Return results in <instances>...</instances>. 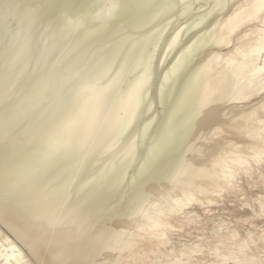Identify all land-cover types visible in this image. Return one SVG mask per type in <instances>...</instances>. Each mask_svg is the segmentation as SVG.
Instances as JSON below:
<instances>
[{
    "label": "bare ground",
    "instance_id": "6f19581e",
    "mask_svg": "<svg viewBox=\"0 0 264 264\" xmlns=\"http://www.w3.org/2000/svg\"><path fill=\"white\" fill-rule=\"evenodd\" d=\"M33 1L3 0L27 11ZM46 1L27 13V20L22 15L19 19L28 26L35 20L37 30L39 25L54 27V34L62 41L75 31L77 35L74 33L75 40L70 44L76 52L71 53V59L70 54H63L68 62L70 59L68 65L61 62L67 65L64 72L54 75V67L44 65L53 73L47 80L41 67L43 61H33L41 65L43 74H38L43 69L37 73L38 67L32 62L36 67L32 72L36 71V75H32L36 78L30 80L23 74L29 79L25 82L19 68L17 71L21 72L14 76H20L23 83L18 88L27 94L23 98L20 93L10 96V100L9 96L4 97L9 101L2 103L3 88L10 83L13 86L16 80L5 82L19 67L15 72L8 71L19 52L13 50L16 54L9 55L11 50L5 49L11 44L9 39L8 45L4 44L7 47L0 48V264H136L151 255L152 264H225L228 260L233 264H264V260H258L238 243L234 234L217 237L215 244L202 247L205 251L197 250L195 243L191 247L177 242L176 246L171 238L175 225L183 226L191 220V214L180 215L184 207L222 190L235 189L240 177L252 176V162L262 161L264 19L240 23L253 11L250 6L259 0H235L226 11L220 3L217 18L211 17L216 14L214 6L209 9L205 5L209 10H204L203 5L195 4L199 11L195 9L197 13L185 25L179 23L169 32L164 40L165 50L160 47L153 70L150 64L166 26L168 29L170 23L173 25V17L188 15V6L194 7L187 6V0H156L154 6V0H117L115 12L111 10L107 22L93 25L89 22L95 18L91 13L96 11L98 0H83L77 6L71 2L57 6L58 0ZM49 8L52 11L44 13ZM22 13L25 14L21 10L19 14ZM66 16L72 21L65 22ZM35 24L30 28L36 29ZM15 27L12 30H20ZM11 32L9 37L13 39L17 33ZM4 33L0 29V40ZM179 34L184 38L181 44ZM178 45L179 55L167 61ZM68 48L72 52L71 46ZM22 57L19 59L26 61ZM76 65L78 75L71 78L75 81L69 83L66 92L61 91L69 69L77 74ZM3 66L9 69L3 70ZM148 71L154 72L150 73L154 74V82L159 77L156 85L151 80L153 96L149 99ZM107 75L105 84L96 85ZM123 136L127 138L125 145L117 150L121 158L110 160V164L108 161L106 167L96 165L95 158L114 149L115 142ZM78 177L81 179L75 185ZM259 209L264 210V203L260 202ZM225 240L231 242L223 251L218 243L223 246ZM194 245L196 250L192 249ZM194 252L200 257H194ZM206 254L214 260L204 261Z\"/></svg>",
    "mask_w": 264,
    "mask_h": 264
},
{
    "label": "rangeland",
    "instance_id": "374dc122",
    "mask_svg": "<svg viewBox=\"0 0 264 264\" xmlns=\"http://www.w3.org/2000/svg\"><path fill=\"white\" fill-rule=\"evenodd\" d=\"M1 2H0V5L2 6H0V16H5V18L3 17V18H1L0 20L2 21L1 23H3L4 22V24H1L0 23V25L3 27V28H1V26H0V29L2 30V33H3V31L5 32L4 34H2V38H1V40L3 39V41H1L0 42V48H5V47H7V39H9V44L10 45H8L9 46V48L7 47V48H5L6 49V51H7V49H9L8 50V52L11 50V52L9 53V55H11V56H13V55H15L16 53L15 52H19V56H18V58L17 59H21V57H22V55H26V54H28V53H30V51H31V54L32 55H30V54H28V56H25V57H22V60H26V61H29V59H30V56L32 57L33 56V60L32 59H30L31 61L28 63H26V61H21L20 59L19 60H17V59H15V62L13 61V62H11V66L9 67V65H8V67L11 69H9V68H7V66H3L2 68H3V70H4V67H6L7 69H9L8 71H14L15 72V69H16V66L18 67L17 69H16V72L15 73H12V72H10V73H12L11 75L9 74V72L7 71V69L5 68V72L7 73V75L9 74V76H7V79H9V80H6L5 82H6V84H8V83H10V82H12L11 80H13V79H16V80H14L15 82H14V84H13V86H16V87H13L12 86V84L10 83V84H8L7 85V87H5L6 86V84H4V87L5 88H3V95H5V96H3V98H1L2 99V103H4L5 101L6 102H8L10 99H11V97L13 96H17L19 93V95H22V98L25 96V94H27V91H23L24 93H22V91H20L21 89H19L20 87H21V84L23 83V82H21L22 81V79H19V77L21 76V78H22V76H23V79H25V76L24 75H26V77H27V75H28V77L27 78H29L30 79V77L32 78H34V74L36 75V71H37V73L38 72H41V69H45V71H44V69L42 70V73H38V74H43V71L44 72H46V75L48 76H46L45 75V73H44V75L47 77H45L44 76V78H45V80H47L50 76L52 77L53 75V73L52 72H54V71H56L55 72V74L54 75H56V74H58L60 71H63L64 72V70H65V68L67 67V60L66 59H68V58H70L71 59V57L70 56H72L71 55V53L73 54L74 52H76V51H73L72 50V43H71V41L73 42L75 39V36L77 35V33L74 31V32H72L73 33V35L72 34H70L69 36H67L66 38H68V42L67 41H64V40H66V39H64L63 41L62 40H60L59 38H57V36L54 34V32H53V28L54 27H51V26H48V25H39V24H37V25H39V26H41L42 27V29H41V27H39L38 26V30H37V26H36V21L34 22H32V24L30 25V26H28V24L27 25H25L26 24V21L24 22L23 20H27V18L29 17V15L28 14H31V12L30 11H34L35 10V8L37 7V6H42L45 2L44 1H46V0H34L32 3H30L29 4V6L28 7H31L30 9L29 8H27V9H29L28 11L27 10H23L20 6L21 5H18V4H14V5H12L13 4V2H7V3H4L3 2V0H0ZM37 1V2H36ZM42 2L43 1V3H41L40 4V2ZM48 1V0H47ZM46 1V2H47ZM81 1H83V0H58V2L56 3V5L58 6V5H62V4H65V3H70L71 2V4L74 6V5H76L77 6V4L78 5H80L81 3ZM103 1V2H102ZM158 2H159V0H157ZM156 0H154L153 2L154 3H152L153 5L152 6H154V5H156V3H158ZM195 1H197V0H187V6L188 5H194V7H192V6H188L187 7V9L188 8H190V10L188 9H186V11H189V13H185V14H188V15H184V16H182L181 18H182V20H181V18L179 17V18H177V17H173V19L172 20H174L175 22L173 23V25L170 23L169 25H168V29H167V26H166V29L164 30V33H162V37L159 39V40H161L160 41V43H159V40H158V42L157 43H159L158 45L159 46H157V48L158 49H160V50H158L157 48H156V52H155V56H154V60H153V62L150 64V68H152V70H153V66H154V63L156 64L157 62V58L160 56V54H161V48H162V51H163V48H164V50H165V46L164 45H166L165 44V42H164V40L166 39L167 40V38L169 37V35H170V33L176 28V26L178 25L179 26V23H180V25H185V21H187L188 20V18H190L193 14H194V12H198L199 10H197V6H199V5H197V4H201V5H203V7L202 8H205L204 10H207L208 8L210 9L211 7L210 6H214V7H212L213 9L214 8H217V9H214V13H216L215 15L213 14V16H211V17H213V18H215L216 16H218V13H220V12H218V10L222 7V6H226V7H224V8H226V9H224L223 8V10L224 11H226V10H228L229 9V7L231 6V3L232 2H234L235 0H229V1H227V0H221V1H223V2H219L218 3V1L217 0H214V1H212V0H210V1H212V2H210L209 0H199V2L197 1V3L195 2ZM217 1V2H216ZM224 1H226V2H224ZM231 1V2H230ZM39 2V3H38ZM100 2V3H99ZM114 2H116V3H114ZM183 2H186V0H183ZM195 2V3H194ZM201 2V3H200ZM204 2H208V3H206V4H204ZM213 2H215L213 5H212V3ZM228 2V3H227ZM36 3H38V4H36ZM103 3H105V5L103 6L102 4ZM110 3H112L113 5H111ZM117 0H98V4L96 5V11H94V12H92L93 13V15H92V13H91V17L93 18V16L95 17L94 19H92L91 20V22H89L90 24L89 25H93V24H99V23H105V22H107L106 20H108L107 18H108V15H110V14H112V11H114L115 12V7H117ZM203 3V4H202ZM211 5H210V4ZM220 3H221V5H220ZM228 4V5H226V4ZM6 4V5H5ZM10 6H9V5ZM197 6H196V5ZM207 4H208V6H207ZM218 4L220 5L219 7H217L218 6ZM229 4H230V6H229ZM11 5H12V8L13 7H17L16 9L15 8H11ZM19 7H18V6ZM37 5V6H36ZM206 5V7H208V8H206V7H204ZM215 5H216V7H215ZM9 6V7H8ZM36 6V7H35ZM109 6V7H108ZM113 6H115V7H113ZM186 6V5H185ZM7 9H6V8ZM34 7V8H33ZM99 7V8H98ZM101 7V8H100ZM104 9H103V8ZM4 8V9H3ZM9 8H11L12 9V12L11 11H7ZM20 8V9H19ZM113 8H115V9H113ZM179 8V7H178ZM192 8V9H191ZM11 9H9V10H11ZM25 9V8H24ZM32 9H34V10H32ZM52 9L53 8H49V9H47V11H44V13H47L49 10L50 11H52ZM99 11H98V10ZM105 9H106V11H105ZM108 9V10H107ZM113 9V10H112ZM194 9V10H193ZM195 9H196V11H195ZM208 9V10H209ZM5 10V11H4ZM14 10H15V12H14ZM16 10H20L19 12L18 11H16ZM21 10H22V12L24 11L25 12V14L24 13H22V14H19V13H21ZM103 10V11H102ZM112 10V11H111ZM191 10H192V12H191ZM216 10V11H215ZM109 11H111V13L109 12ZM176 11V10H175ZM185 11V12H186ZM221 12H222V10H220ZM223 11V12H224ZM2 12H4L5 14H3ZM10 12L11 13H13V16L11 17V14H10ZM18 12V13H17ZM100 12V13H99ZM105 12V13H104ZM191 12V13H190ZM196 12V13H197ZM218 12V13H217ZM2 13V14H1ZM18 14V16H17V14ZM28 13V14H27ZM98 13V14H97ZM195 13V14H196ZM7 14H8V16H7ZM10 14V15H9ZM14 14H16V15H14ZM48 14H49V12H48ZM47 14V15H48ZM95 14V15H94ZM194 14V15H195ZM21 15H22V18L24 17V19L22 20V18H20L19 19V17H21ZM27 15H28V17H27ZM16 16V17H15ZM97 16V17H96ZM188 16V17H187ZM7 17V18H6ZM11 19V20H14V21H10L9 19ZM65 18V17H64ZM102 18V19H101ZM175 18H176V20H175ZM217 18V17H216ZM4 21H3V20ZM66 19H67V21H65V22H69L70 20L72 21V19L70 18H67V16H66ZM101 19V20H100ZM17 20V21H16ZM18 20L19 21H21L20 23L18 22ZM180 20V21H179ZM8 21H10V22H8ZM70 21V22H71ZM93 21V22H92ZM97 21H99V22H97ZM103 21V22H102ZM179 21V22H178ZM181 21H183V23L181 22ZM7 22V23H6ZM19 24H18V23ZM23 22V23H22ZM173 22V21H172ZM5 23L6 24H8V25H5ZM21 23H22V25H21ZM25 23V24H24ZM35 24V26H33V28L35 27L36 29H31L32 27V25H34ZM178 23V24H177ZM208 23V22H207ZM16 24H18V25H16ZM176 24V25H175ZM5 25V26H4ZM19 25H21V26H19ZM23 25H25V26H23ZM170 25H172V26H170ZM16 26V27H15ZM19 26V27H18ZM23 26V27H22ZM46 26V27H45ZM173 26H175V27H173ZM19 28L20 30L19 31H21V34H20V32L19 31H16L17 29H14V30H12L13 28ZM31 27V28H30ZM44 27V28H43ZM50 27L52 28V29H50ZM174 28V29H173ZM4 29V30H3ZM26 30V29H28V30H26V31H28L27 33H26V31H23L22 32V30ZM42 31H41V30ZM45 31H44V30ZM47 29H48V32H47ZM173 29V30H172ZM6 30V31H5ZM29 30H31V31H29ZM171 30V31H170ZM11 31H13V34L15 35L16 33L18 34L19 33V35L17 36V34H16V36H15V38H14V36H13V39H12V37H9V36H11L10 34H12V32ZM34 31H36V33L34 32ZM38 31V32H37ZM9 32H11L10 34H9ZM32 32V33H31ZM40 32V33H39ZM44 32V33H43ZM47 32V33H46ZM168 32V33H167ZM170 32V33H169ZM24 33V34H23ZM30 33H31V35H30ZM37 35L38 33H39V37H38V35L36 36L35 34ZM41 33H43V34H41ZM74 33H76V35L74 34ZM167 33V34H166ZM9 34V35H8ZM24 36H26V37H23V35ZM32 34H34V35H32ZM45 34H47V36H48V39H46L47 38V36H44L43 37V35H45ZM28 35L30 36V37H28ZM52 35H55V36H53L52 37ZM72 35V36H71ZM165 35V36H164ZM32 36V37H31ZM41 36L43 37L42 39H44V40H42L41 39ZM54 39V40H56L57 41V43L56 44H58V45H54V42H56V41H54L51 37ZM180 36V37H179ZM179 36H178V40H180V41H178V43H182L183 42V40H184V38H182V36H181V34H179ZM5 37H6V39H5ZM18 37V38H17ZM34 37V38H33ZM51 39H50V38ZM57 39H56V38ZM73 37V38H72ZM102 37H103V35H102ZM16 38H17V40H16ZM21 38H23V39H21ZM24 38H27V39H24ZM37 38H39V41L38 40H36ZM164 38V39H163ZM181 38H182V40H181ZM10 39H12V41H13V43L11 42V40ZM19 39H21L23 42H21V40H19ZM30 39V40H29ZM33 39V40H32ZM34 39L37 41H34ZM71 39V40H70ZM14 40H16V41H18V43L15 41L14 42ZM25 40V41H24ZM28 40L29 41H33L34 42V44H36V46L32 43V41L31 42H28ZM47 40H48V42H47ZM51 40H53L52 42H50ZM60 40V41H59ZM165 40V41H166ZM20 41V42H19ZM27 41V42H26ZM46 41V42H45ZM64 43H62V42ZM162 41L164 42V43H162ZM6 42V43H5ZM26 42V46L25 45H19V44H24ZM43 42V43H42ZM60 42V43H59ZM33 44V46H32V44ZM46 43V44H45ZM53 43V44H52ZM61 43H62V46H61ZM71 43V44H70ZM162 43V44H161ZM180 43V44H181ZM4 44H7V45H4ZM15 44V45H14ZM29 44H31L30 45V47H29ZM42 44H45V47H44V49L42 50ZM67 44H70L69 46H71V50H72V52H70V48H68L67 47ZM16 45H19V46H17V47H19L20 48V46L21 47H23V48H25V49H23V48H17L16 47ZM41 45V46H40ZM63 45H65V46H63ZM5 46V47H4ZM13 46V47H12ZM15 46V47H14ZM41 48L40 50L38 49L39 47ZM44 46V45H43ZM48 46H49V48H48ZM51 46V47H50ZM52 46H56V47H52ZM28 47L30 48V49H28ZM37 47V48H36ZM59 47V48H58ZM62 47V49L64 50V53H63V50L61 51V48ZM65 49H64V48ZM161 47V48H160ZM2 48V49H3ZM10 48H12V49H10ZM14 48V49H13ZM31 48H32V50H33V52H32V50H31ZM36 48V49H35ZM47 48H48V51H46L47 50ZM54 48V49H53ZM56 48L58 49V51L60 52H58L57 53V51H54V50H56ZM176 48V49H175ZM174 48V51L172 50V54H170V56H168V59H167V61L169 60V58L171 57H173L174 55L175 56H177V55H179L178 54V52H179V50H177L178 48H179V45L177 46V47H175ZM17 51H16V50ZM23 49V51H20V50H22ZM53 50V52L55 53H52V51L50 52V50ZM15 52H14V51ZM28 50H30L29 52H28ZM68 51V52H65V51ZM224 50V49H223ZM4 51V50H3ZM12 51H13V54H12ZM37 51H40V52H38L40 55L41 54H44L43 56L45 57H47V58H49V56L48 55H50V58L49 59H47L46 58V60L44 59V57L41 55H39L38 53L36 54V52ZM176 51V52H175ZM224 51H227V48L224 50ZM7 52V53H8ZM20 52H21V56H20ZM25 52H28V53H26L25 54ZM35 52V53H34ZM45 52H49L48 53V55H47V53H45ZM175 52V53H174ZM15 53V54H14ZM62 53V54H61ZM66 53V54H65ZM51 54H54V55H52L51 56ZM57 54V57L58 58H60L61 59V56H62V60L63 61H61L60 59H58L55 55ZM60 55V57H59V55ZM63 54H65V56H67L68 57V54H70L69 55V57L67 58V57H63L64 55ZM157 54H159V56H157ZM18 55V54H17ZM37 57V56H39V58H36L35 56ZM74 55H75V53H74ZM73 55V56H74ZM72 56V57H73ZM89 56H91V54L89 55ZM17 57V56H16ZM26 57H29V58H27L26 59ZM53 57H56V59H54ZM157 57V58H156ZM24 58V59H23ZM170 58V59H171ZM70 59H69V62H70ZM13 60V59H12ZM18 62H17V61ZM35 60H38V61H35ZM44 60L46 61V62H48V61H50L51 63L49 64V63H46V62H44ZM52 60H53V62H52ZM64 60H65V62H64ZM21 61V62H20ZM33 61H35L36 63L38 62V64H40L42 61V63L41 64H43V66H41V65H39L38 66V64H36L35 62H33ZM58 61H60L59 63H66L67 65L65 66V64H63L62 65V63H61V65H59V64H57V62ZM25 62V63H24ZM34 63L35 65H36V67H38L37 68V70L36 69H34V68H36L35 67V65L34 64H31V63ZM40 62V63H39ZM68 62V63H69ZM14 63V64H13ZM20 64V63H24L25 65H23V64H21V66L20 65H18V64ZM53 63V65H51ZM54 63H55V66H54ZM15 64H17V65H15ZM29 64H31V65H29ZM82 64V65H81ZM13 65H15V66H13ZM24 67H23V66ZM29 65V66H28ZM32 65H34V66H32ZM47 67V66H53L54 68H52V72L50 71L51 69L48 67V69L49 70H47V68L45 67V66ZM57 65V66H56ZM78 66H79V63L77 64ZM77 65H76V67H77ZM152 65V66H151ZM40 66L41 67H43V68H40ZM58 66H60V68H61V66L63 67V69L61 68L60 70L58 69L59 67ZM81 66H83V62L82 63H80V66H79V69L80 70H78V67L77 68H75V72H77V70H78V72L80 73V71H82L83 70V68L81 67ZM23 67V68H22ZM25 67H29V69L27 68V70L28 71H30L31 73L29 74V72L27 71V73L25 72L26 70H24V68ZM31 67V68H30ZM65 67V68H64ZM81 67V68H80ZM13 68H14V70H13ZM20 68V69H19ZM22 68V69H21ZM22 70V73H19V72H21V71H17V70ZM40 69V71H38ZM53 69H54V71H53ZM58 69V70H57ZM77 69V70H76ZM31 70H33V71H31ZM34 70H36L35 71V73H32V72H34ZM70 71L69 72H67V73H69L68 74V77H67V81L64 83V84H66L65 86H67L66 88H65V86H63L62 87V90L61 91H63V92H66L67 91V88L69 87V85L70 84H72L71 82H74L75 81V79H76V77H77V75H78V72H77V74L75 73H73V71H74V69L73 68H71V69H69ZM71 70H73L72 72H71ZM23 71L25 72V73H23ZM48 71H50V73H48ZM59 71V72H58ZM151 71V70H150ZM150 71H148V75H149V80H147V85H146V87H150L151 86V88H149V91H148V95H149V97H148V95H147V99H149V98H152L151 96H153V87H152V85H154V84H152L154 81H155V78H154V74H151V76H150V73H154V72H150ZM19 73V75L20 76H17L16 75V77L14 76L16 73ZM52 73V74H51ZM22 74V75H21ZM24 74V75H23ZM33 74V75H32ZM71 74V75H70ZM30 75H32V76H30ZM109 76H111L112 75V71L108 74ZM106 76L104 79H101V80H98L97 82H96V85H98L99 84V86H101L100 85V83L103 85V84H105L106 83V80H108V77L109 76ZM15 78H14V77ZM38 76V75H37ZM43 76V75H42ZM71 76V77H70ZM17 77H18V80H17ZM153 77V78H152ZM26 78V79H27ZM35 78H36V76H35ZM34 78V79H35ZM71 78H75V79H71ZM157 78H159V77H157ZM156 78V82H154L155 83V85L157 84V82H158V79ZM26 79L25 80H23L24 82L26 81ZM29 79H27V80H29ZM21 80V81H20ZM31 80V79H30ZM102 80H104L103 81V83H102ZM151 80L153 81V82H151ZM8 81V82H7ZM36 81V80H35ZM4 82V83H5ZM20 83V85H19V83ZM149 82V83H148ZM70 83V84H69ZM98 83V84H97ZM124 83H125V80H124V82L122 83V85L121 86H124ZM17 84V85H16ZM150 84V85H149ZM9 86V87H8ZM13 87V88H18L19 89V91H18V89H17V94L16 95H14V93H16V89H14V93L10 90V89H12L13 90V88H11V87ZM10 88V89H9ZM6 89V90H5ZM7 89H8V92H7ZM66 90V91H65ZM8 94L7 96H6V93ZM11 92V94H13V95H11V94H9ZM26 92V93H25ZM10 98H9V97ZM6 97H8L9 98V100L7 99V100H4ZM48 100V99H47ZM1 102V101H0ZM5 102V103H6ZM45 103V102H44ZM1 105V104H0ZM154 108H155V110L157 109V105L156 104H154V106H153ZM154 110V109H153ZM126 138V136H123V137H121V140H120V138L118 139L119 141L117 142H115L116 144H114L113 145V147H114V149L113 148H111L110 149V151L109 152H106V154L104 153V155H102V154H100V156L99 157H96L95 159H97L98 161H96V165H98L99 164V166H102V167H106V165H104V164H107L108 165V163L110 164L111 162H110V160L111 161H117V160H119L121 157H119L120 156V152H117V150H119V148H122L123 147V145H125L124 143L126 142V140H127V138ZM123 140V141H122ZM120 142V143H119ZM120 144V145H117V144ZM116 151V152H115ZM120 151V150H119ZM122 153V152H121ZM118 154V155H117ZM96 155V154H95ZM95 155H94V157H95ZM112 155V156H111ZM115 155V156H114ZM94 157H93V159H94ZM105 157H107V158H105ZM111 157V158H110ZM118 157V158H117ZM102 158V160H100ZM109 158V159H108ZM104 159H107L106 161L104 160ZM114 159V160H113ZM109 161V162H108ZM108 162V163H107ZM112 162V163H113ZM252 165H253V174H252V176H249V177H246V176H242V177H240L239 179H238V181H237V184H236V188L235 189H227V190H222L221 192H219L218 193V195L217 194H214V195H212V196H209L208 197V199H205V200H203V201H201V202H198V201H192L188 206H186L187 208H183V210L180 212V215H182V216H186V215H188L187 217H190V214H191V220L188 222V223H184L183 224V226H181V225H175L174 226V228L176 229H172V231H171V238H173L172 240L175 242V244H176V246H178L177 244L179 243H181V244H187V245H189V246H191L192 247V245L195 243V245H197L196 247H197V250H199V248L200 249H202V247H204V248H206L207 249V247L209 246V245H213V244H215L216 242H217V237H220V236H224V235H227V234H234V237H235V240H237L238 241V243H240V244H242V245H245V249L248 251V252H251V253H254L257 257H258V260H264V210H260L259 209V204H260V202H262V203H264V161L262 160V161H260L259 163L258 162H252ZM130 173V172H129ZM129 173H127V174H129ZM260 173V174H259ZM259 174V175H258ZM80 179H81V177H80ZM80 179H79V177L75 180V185L77 184L78 185V183H79V181H80ZM127 179V178H126ZM78 182V183H77ZM124 190H125V188H123ZM259 192V193H258ZM220 194V195H219ZM126 196V195H125ZM122 199H123V197H122ZM206 201H211L212 203H213V201L214 202H216V203H213V204H215V205H213L211 202L210 203H208V202H206ZM197 202V204H195ZM203 206H202V205ZM210 204V205H209ZM217 204V205H216ZM230 204V205H229ZM248 204V205H247ZM245 205H247V206H245ZM245 206V207H244ZM250 208H249V207ZM208 209V210H207ZM250 209V210H249ZM252 210V211H251ZM188 211V212H187ZM195 212V213H193V212ZM184 212V213H183ZM186 212V213H185ZM192 212V213H191ZM182 213V214H181ZM197 214V215H196ZM193 218V219H192ZM193 220H195V221H193ZM213 220V221H212ZM212 224H211V223ZM217 224H216V223ZM225 222V223H224ZM190 223V224H189ZM197 224V225H196ZM221 227V228H220ZM227 227V228H226ZM181 228V229H180ZM221 231H220V230ZM258 240V241H257ZM185 241V242H184ZM246 241V242H245ZM178 242V243H177ZM230 240H225V244L223 243V246H222V244L221 243H218V247L221 249V250H226L225 248L226 247H230ZM248 242V243H247ZM251 244V245H250ZM195 245H194V247H195ZM196 247L195 248H192V249H195L196 250ZM202 249V251L204 250H206V249ZM197 252H194V253H192L193 254V256L194 257H200V255H199V253H197ZM151 257H152V259H153V257H154V255H151ZM151 257L150 258H147L146 260H144V261H141V263L140 262H138V263H136V264H152L151 263ZM148 259H150V260H148ZM211 260H214L213 259V256L212 255H210V256H207V254L205 255V259H204V261H211ZM153 261V260H152ZM160 263H163V262H160ZM225 264H233V261L232 260H228Z\"/></svg>",
    "mask_w": 264,
    "mask_h": 264
},
{
    "label": "snow or ice",
    "instance_id": "6c2138e0",
    "mask_svg": "<svg viewBox=\"0 0 264 264\" xmlns=\"http://www.w3.org/2000/svg\"><path fill=\"white\" fill-rule=\"evenodd\" d=\"M253 11L247 17V19H241L240 23H247L256 20L257 18L264 19V0H259L257 5L250 6ZM264 50V41H262V49ZM261 159L264 160V153L261 154Z\"/></svg>",
    "mask_w": 264,
    "mask_h": 264
}]
</instances>
